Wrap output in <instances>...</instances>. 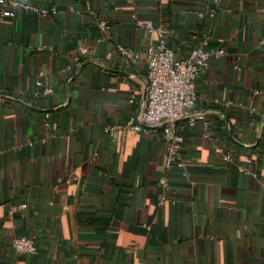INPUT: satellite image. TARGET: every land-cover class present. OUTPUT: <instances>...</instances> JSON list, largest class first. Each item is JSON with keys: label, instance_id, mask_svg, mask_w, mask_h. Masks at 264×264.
<instances>
[{"label": "crops", "instance_id": "0c3cea01", "mask_svg": "<svg viewBox=\"0 0 264 264\" xmlns=\"http://www.w3.org/2000/svg\"><path fill=\"white\" fill-rule=\"evenodd\" d=\"M30 1L57 13L0 18V264H264V0ZM161 38L225 49L166 172L156 129L126 127Z\"/></svg>", "mask_w": 264, "mask_h": 264}, {"label": "built area", "instance_id": "2783aa9c", "mask_svg": "<svg viewBox=\"0 0 264 264\" xmlns=\"http://www.w3.org/2000/svg\"><path fill=\"white\" fill-rule=\"evenodd\" d=\"M219 3L221 0H213ZM19 12L46 15L56 14L54 8L47 9L32 3L30 0H0V18H13ZM101 28L108 27L106 21H100ZM160 33L161 30H158ZM119 51L128 57H137L130 50L119 47ZM80 54H85L86 48H79ZM225 54L223 47L209 49L207 41L193 47L185 57L177 58L165 40L161 38L157 44H150L146 49V81L144 95L140 100L137 113L130 116L126 127L141 128L153 127L160 139L165 142L166 153L164 171L173 168L184 169L181 155L183 135L176 128L177 121L185 118L188 124L193 125L196 118L194 107L196 105L195 82L198 74L208 67L211 59L221 58ZM40 85L39 82L36 83ZM50 87L36 94H49ZM134 97L133 95L131 96ZM45 123L48 124V114ZM206 129L208 123L203 122ZM113 127H106L105 131L111 132ZM209 130V129H208ZM229 157V156H228ZM159 185L165 192L168 182L166 177H161ZM164 199L161 197L160 202ZM11 246L13 250L21 254H35L37 246L32 238L24 235L16 236Z\"/></svg>", "mask_w": 264, "mask_h": 264}]
</instances>
